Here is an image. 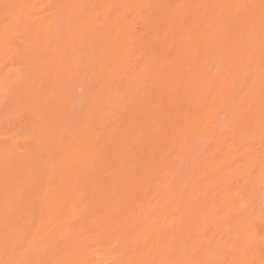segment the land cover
Instances as JSON below:
<instances>
[{"label":"bare ground","instance_id":"bare-ground-1","mask_svg":"<svg viewBox=\"0 0 264 264\" xmlns=\"http://www.w3.org/2000/svg\"><path fill=\"white\" fill-rule=\"evenodd\" d=\"M16 1L18 3V6H17V8H15L14 10L11 11V15H9V22L6 23L7 25L4 24L3 27L0 28V79H1L0 80V116H2V117H0V120H2L1 118H5L8 116V114L3 113V110L6 106V104L8 103V101L10 100V98L6 99V100H2L3 96H4L3 95L4 91H8V95H10L12 93L14 87L17 84H19L18 81H15L10 85H6V83L9 81V79H8V75L7 76L3 75L5 73V71L3 69L5 66V63L9 60H12V59H21V58L23 59L24 55L26 56L25 58L27 59L29 57L28 54L30 53L32 55L33 51H34L33 53H36V52L38 53L41 50L39 55L44 54L45 52L44 53L42 52V48L45 45V43H48L50 41L52 36L53 37L54 36L55 37L61 36L60 34H61L62 30H64V33H69V31L71 29V27H70L71 18L68 19V16H67V12H68L67 6L69 5V2L67 4L58 5L56 8L52 9L51 5L53 2L51 0H16ZM114 1H116V0H108V1L96 0V6L94 8L87 6L88 0H85L81 5L83 10L78 15L77 19L80 21L85 19V21H87L86 22L87 26L90 25V23H92V21H94V22L97 21V23H98L97 28H98L99 35L97 36L96 34L93 33L94 35H96V38L97 37L98 38L96 39L92 35V38L96 39V41L94 40L96 43H97V41L98 42L102 41L106 35L105 32L108 31L105 29V27H107L106 23L108 22L107 21L108 16L110 15L109 10L112 6L111 2H114ZM118 1L121 2L122 0H118ZM140 1L141 0H132V1L127 2V3H125V1L121 2V14L115 18V20L113 21L112 26H111L112 28L109 29V32H111V33L113 32L115 35H114L113 39H111V41L105 40L106 42L108 41V43L104 44L105 48H103V51L100 53L101 55L97 56L95 59L96 64L99 68L97 67L98 68V70H97L98 74H96L97 76L93 80L94 84H91V85H93L92 87H91V85H89L90 87H85V88L83 87V89L89 90L87 92H86V90H83V91L88 96L87 101L90 102L89 107H91V108L90 109L88 108L89 111H86L87 115L85 114L86 116H84V118H83V119H85V120H83L84 121L82 123L83 125L81 124V127H79L80 129H78L79 131H77L75 134H73L74 136H72V138L70 139L69 144H67V145L65 143L63 144L64 135L69 134L66 132V129L68 128V126H66L62 120H60L58 122V124L55 126L57 131L53 132V134L56 133L55 134L56 137H54L55 138L54 139L55 140L54 150H55V148L57 150V148L59 146H63V145H66V146L60 148L62 151L60 153L61 155H58L60 157L57 160H55L56 158L50 159L49 157L53 156V155L48 154V155H50L48 157L50 160L46 158L47 160H49V161L46 160L47 165H50V167L47 168L48 170L40 167L42 164L39 166V164H40L38 162L39 160L36 161L37 157L40 155L37 152V151H39L38 148L39 147L43 148V146H45L43 144V142L34 141L35 138L32 140L30 136L9 137L7 140L9 142L13 143L14 146H16L18 144L22 145L21 147H18L16 149V152L14 151L12 153H11L10 149H8L6 146H4V144L2 145L0 143L1 144V146H0V164L1 163L3 164V162H4V166L1 164L3 166V173H7V175H9L11 173L13 175L14 173H16V174H14V176H17L20 173H23L24 171L26 172L28 165H29V167L32 168L34 172L37 171V173H40V175H42L41 173H44V174L48 173V177H50V178H46L47 180L41 179L40 175L38 174L39 177H37L38 179L35 181V183L36 182L38 183V181L40 180V182H42V183L39 182L40 186L42 184H45L43 196L41 197L39 195L35 201H33V199H34L33 195H31L32 197H29L30 194L27 196L28 199L26 198L27 199L26 201H27V204L29 203L28 206H30L29 208H30L31 212L27 216H25V222L21 223V225H20V222H22L23 217H20V218H22L21 220H19V219L17 220L18 216H14V217L12 216L13 219H12V217H11V219L15 222L13 223V221L11 220L12 224H11V226H9L8 225V223H10L9 217L11 215L9 216V214H6V213L3 214L4 210L1 209V213H0V264H3L5 261V257L11 253L8 250L9 248L7 246V243L3 244V238L6 236H9V237L12 236L11 238L14 237L15 242L17 241L18 243L20 242L22 244V245L19 244L20 246H18L17 250H12L13 255L8 260L9 264H21V262H25V264H50V263L51 264H156L157 261L163 262L164 260H166L168 258V257H166V254L168 252L173 250L176 253L177 252L176 250L179 246L178 241L176 239H173V242H172L171 246L168 247V249L164 248L162 245L161 235L164 231H166V229L169 228V225H168L169 220H172V225H171L173 227V228H171L172 231L174 230L176 235L180 239L181 238L190 239V238L194 237L195 236L194 235L195 230L199 226V221L201 222V220H203V222H204L207 220L205 211L199 212L198 211L199 209H196L197 214H194L192 211L193 206L194 207L199 206V205H196V203L194 201V196L200 190L201 187L206 189V190L212 189L215 192H217V195L220 194L219 191H224L223 192L224 195L222 198H220L219 200H217V199L211 200V203H209V204H212L213 209H215V208L216 209H225L226 208L225 213L228 215L232 212V210H233L232 207L234 205V202H233L234 198H237L238 196L235 194V192L229 190L230 187H229L227 181L224 180V177H225L224 172H225L226 166H229V167L232 166V161H234V159L236 158L237 152H238V149L236 150L234 147L235 145L233 143V135H234V132H236L235 131L236 128H239V126H236L234 128L232 127L231 129H222V127L219 125V123L217 121V115L216 114H215V116L212 115L211 121L208 124H206V126L204 125L205 128L203 130H200L201 129L200 124H202L201 122H202V119L204 117L203 115L206 114V112H207L206 108L208 106L209 107L211 106L209 108V110H218V111L221 108H223L224 106H226V101H227L226 91H227V87H228L227 81L230 80L231 76H229V75L232 74V67H230L229 65L235 63L236 59H238L237 57H239L240 50L239 51H237V50L240 49V47L243 45V42H244L242 40L243 37L241 39L239 38L240 40L237 42V45L234 47L236 49V51L234 49V51H235L234 52L232 49L230 55L225 59L226 64H224L222 66L220 73L216 76H213L211 78L209 77L207 79V83H206L207 85L205 88L203 87L204 89L202 90V93L200 94L201 99H199L195 102H194L195 99L193 100L195 106L190 108L189 114L191 113L190 114L191 116H190V119L188 121L189 123H187L188 125L186 127V130L184 132L185 143H183L182 146L177 147L176 150L175 149L172 150V148L169 147V151L168 152L166 151L167 153H166L165 157L170 156L173 153L172 151H174V150H175V153L177 156H182L183 151L185 150V148L188 147V145H189V147H192V146L196 145L197 141H200L203 139H205L206 141L208 140L207 141L208 143L211 141L209 143V145L207 143V146H204V148L202 150H200L201 153H199V156L196 159L197 161H196V163H194L195 165H194L192 172H191V173H194L193 175L195 177L193 184L187 188L184 187V189L183 188L180 189L179 186L177 185V183L175 185V182H176L175 173H177V172L172 171V170H174L173 166H172V169L168 166L165 167L166 163H168L167 161L169 160V158L167 160V159H165V157L164 158L162 157L159 160V162H157L158 166H156L155 163H156L158 151H157V145H154V148L150 152L147 153L145 159L138 161L140 164L137 165V167L141 168L140 174L138 176L136 174H134V171H133L134 169L132 170L130 168L132 171L130 169L129 170L124 169L125 170L124 176H126L128 174L129 178H128V176L123 177V178H127V180H123V178H121V176H122L121 175L120 178L117 177L116 180H114V181L112 180V182H110V183H107V182L103 183L102 186L100 188H98V190L95 191L96 195L93 194L92 195L93 198L94 197H96V198L101 197V198H99V202H98L99 205L97 207L99 208V206H101V205H104V207H105V205H106V207H109V208L106 209V208L100 207L101 209L105 210V212H103V210L100 209L104 214L102 216L100 215L101 217L98 216L99 218L97 220H95L93 222L91 221V223H94L93 224L94 228L92 230L91 229L88 230V228L86 229L88 220H90L91 217L94 218L95 214L90 217L89 205H88V203L85 202V199H86L85 198L86 197L85 191L86 190L83 187L78 188L79 182L81 180L75 179L77 177L75 175H76V173H79L78 171H80L82 169V168L79 169V167L83 166L84 164H87V166H89L88 168L91 169L92 167H91L90 161L92 159L93 160L96 159V158H94L93 147L96 143L97 138H96V135L93 133V127L94 126H91V124H92L91 120L93 121V118H91V115L98 114L99 117H97V118H99V120H100V118H103L106 116H107V118H109L108 115H106L108 113L107 111L105 114V109H107L106 106L103 107L104 105H109L111 110H112L111 111L109 109L110 110L109 115L111 116L110 118H113L112 114L116 115V113H114L116 110L120 111L119 109L124 108V106H122L124 104V103H122V101H123V99H125V95H128L127 93H129L131 96V93H133V92L135 94L136 89L139 88V86H142V84L141 85L139 84V82H141L140 80L142 79L140 77L143 74L142 72L147 68L148 65H146V67L144 66L145 67L144 70L140 71L139 73L133 72L132 75L127 76V74L129 73L128 69H130V68H128L129 66H127L128 60L130 58L129 55L127 56V53H131L132 51H130V50L132 48L135 49L134 46L136 45L139 37H141L140 38V40H141L142 38H144L146 36H150L152 32L159 33V31H161V30H163L162 31L163 33L162 32H160V33L164 34L165 38L170 37L171 28L173 25V24H171L172 23L171 21L175 17H178V18L186 21V18L189 15L188 10L186 9L188 4L185 3V0H145V3H140ZM179 1H180V3H179ZM233 1L239 2L240 5H247L246 8L240 9L241 10L239 12L240 14H238L236 16L239 19H242L244 16H245V20H248V19L255 20L257 18H262V11H264V10H262V7H261L262 0H208V4L205 3L206 5H204V6H202V5L201 6L199 5L200 7L195 6L192 9V11H190V12H192V16H196L195 18H197V15L199 13H202L204 15V14L211 12L212 15H211V17L208 18L207 22L205 21V24L203 27L199 26L201 29H199V30L196 29L197 31L200 32L199 36H195V34H197V32L194 34V30H191V32H190L189 28H191V27H189L188 29L186 27V29L184 30L185 31V33H184L185 39L184 40L188 42V48H186V50L183 48L185 51V56L183 55L184 51L182 52L183 54L181 53V51H180V53L183 55V57H185V59H184L185 66H187V69H189L190 71H192L191 70V64L192 63L190 61L191 57H190L188 52L189 51L192 52L194 58H195V56H200L201 54H203L205 52L203 50H205L208 46H210L209 44H211V42H212L211 38L213 37V35H215L214 34V32L216 31L215 27H217V25L214 27L215 22H216L215 17L221 18L222 17V10L224 9V7H226V5H228V3L233 2ZM201 2H203V1H201ZM3 4H4V2H3ZM209 4H212V5L209 6ZM5 5H7V4L5 3ZM162 8H164V9H162ZM93 10H95V12L92 13V15H90L88 18H86L88 16L87 15L88 12H92ZM5 12H6V10H5ZM165 12H167L168 16H169V17H167V20H164V17L167 14V13L165 14ZM145 13H147L148 16ZM241 13L244 14L243 17L240 16ZM24 14L30 15L29 18L28 17L23 18ZM216 14H219V15H216ZM131 16H133V17H131ZM159 16H161V22L159 23V25H158V23H157V25H154L155 21H157V18ZM231 20H233V19H231ZM164 21H166V22H164ZM237 21H239V20H237ZM162 22H164V23H162ZM138 23L139 24L142 23V26L140 28V31L137 32L136 31L137 30L136 25ZM152 23H154V24L151 25ZM186 23L187 22H185L184 24L186 25ZM229 23H231V22H229ZM182 25H183V22L181 21L180 24L178 25L179 28L176 27V29H178L179 31L180 30L183 31ZM189 25H191V24H189ZM21 26L23 27V29H20ZM27 26H32V27H30V30L32 33H30L29 31L26 30ZM151 26H152V28H151ZM155 26L157 29L155 28ZM237 28H239V27H237ZM82 30L83 29L79 28V32ZM239 31H240V29H239ZM33 32L36 34L34 37L35 39L32 36ZM83 32H84V30H83ZM219 34H220V32H219ZM87 36H88V34H87ZM87 36L84 35V33L80 34V36H79L80 41L77 44L78 50L82 49L83 45L85 44V40H86V42L88 41ZM159 36H160V34H159ZM238 36L241 37V33ZM89 38H91V37H89ZM42 40H44L45 42ZM90 42H92V40H90ZM95 42H93V43H95ZM253 46H254V47H252L253 49H251L252 51L247 56L248 60H249V61H247V66L250 64V60L255 58V56H257V54H258V48H259L258 45L255 44ZM143 47H145V46H143ZM146 48H147V46H146ZM170 48H171V46H170ZM214 48H215V46H214ZM85 49H86V47H85ZM179 50H181V49H179ZM149 52H151V51H149ZM132 54H134V53H132ZM205 54H207V53H205ZM30 57L32 58V56H30ZM146 57H147V55H146ZM183 57L181 59H183ZM206 57H208V56L206 55ZM39 58H41V57H39ZM147 58H150V57H147ZM194 58H193V60H194ZM34 59H36V58H34ZM36 60L41 62L38 59H36ZM174 61H176V60L174 59ZM197 61L198 60H196V62ZM48 63H49V60H48ZM81 64H82V62H81ZM93 64H94V62H93ZM93 64H92V66H93ZM96 64H95V66H96ZM45 65H46V63H45ZM51 66L53 67L54 65H51ZM151 66H153V65H151ZM183 66H184V64H183ZM77 67H79V66H77ZM148 67H150V65ZM177 67H178V65H177ZM180 67H182V66H180ZM180 67H178V68H180ZM109 68H111V69H109ZM183 69L180 70V72H182V75H183L184 71L187 70V69H185L183 71ZM133 70H134V68H133ZM121 71H124L125 75L128 77L129 89H128V92H125V95H124L123 91L118 92L117 88L119 87V84H118L117 88H116L117 85L115 84V79L121 73ZM69 72H71V71H69ZM77 72H81V70L76 71L75 73H72V75L67 79V81L72 82L74 77H76ZM124 73H123V75H124ZM186 73H189V72L186 71ZM179 74H181V73H179ZM182 75L181 76L178 75V77L184 78ZM252 75H253L252 73L250 74L248 72V73L244 74L243 76L240 75L241 78L240 77L239 78L242 81L241 83H243L244 87L248 83L252 82L251 92H255L259 87L261 88L260 85H261V82L264 80V78H262L263 77V75H262V77L260 79L258 77L255 80H253ZM191 76H193V74H191ZM178 77H176V78H178ZM125 78H123V79L125 80ZM181 78L179 79L180 82L182 81ZM117 79L119 81V78H117ZM75 81H77V80L75 79ZM183 82H185V81H183ZM202 82H203V80H202ZM186 83H184V85H185L184 88L187 87ZM191 84H193V83H191ZM194 84H196V83H194ZM64 85L66 86V84H64ZM69 85L71 86V84H69ZM96 85L97 86L99 85L100 87L99 86L98 87L100 89H98L97 91L95 90L96 91L95 92L94 89H95ZM180 85H182V84H179L178 86H180ZM187 85H188V83H187ZM161 86H162V84H161ZM178 86H176L175 90L178 88ZM61 87H62V85H61ZM262 87H263V85H262ZM242 89H243V87H242ZM142 90H144V89H142ZM32 91H33V89H32ZM262 91H263V89L261 90V92ZM61 92H62V90H61ZM29 93L31 94V92H29ZM136 93H138V92H136ZM262 93H263V97H264V92H262ZM262 93H259V94L262 95ZM186 95L188 96V93ZM28 96H29V94H28ZM263 97H261V98H263ZM151 98H153V97H151ZM30 100H32V99H30ZM177 100L179 102L180 98L179 99L177 98ZM27 101L29 102V100H27ZM259 101H261V100H259ZM262 101L264 102V100H262ZM127 103H128V101H126L125 104L127 105ZM165 104L162 107V109L165 107ZM169 104H171L170 101H169V103L167 102V104H166V106H168L167 108H169ZM26 107L27 106H25V108L23 107L22 109H25V111H26V109H27ZM181 108H182V106H181ZM22 109H19V110H22ZM28 109H30V105H29ZM261 109H262V107H261ZM179 110L181 111V109H179ZM25 111L23 110V112H25ZM31 111H33V110H31ZM118 111H116V112L118 113ZM260 111L263 112V110H260ZM23 112L21 111V113H23ZM16 113H17V111H16ZM18 113H20V112H18ZM26 113H28V110ZM33 114L34 113H32V116H33ZM162 115H165V114H162ZM37 116H39V115H37ZM47 116L48 117L46 119L50 118L49 117L50 114ZM56 117H58V116H56ZM56 117H55V119H56ZM116 117L117 116H115L114 120L117 119ZM118 117H119V115H118ZM31 118L32 117H30V119ZM33 118H35V117H33ZM94 118H96V117H94ZM156 118H157V116H156ZM162 119L160 118V121ZM31 121H33V120H31ZM48 121L50 122V124L51 123L53 124V122H54L53 119H48ZM48 121L46 120V122L48 124H46L45 126L49 125ZM56 121L57 120H55V122ZM107 121H108V119H107ZM234 121H235V119H234ZM102 122H106V118H105V120L101 121V123H100L101 125H103ZM112 122H113V120H112ZM155 122H156L155 124H153L154 122L152 123V121L150 122L151 124H153V127H155V129H154L155 136H159V137L162 136L163 137L164 133L162 131V128H163V125H161L162 122H159L157 120ZM250 123L252 124L251 121H250ZM245 124H247V122H245ZM262 124L263 125H262L261 131L259 133L261 139H260V144L258 146L259 148L262 149V154L257 156V154H256L257 152H254L255 150H253L251 147L246 151V153L252 154L256 158H260V163L257 166V170H258V174H259L257 177V182H256V188L258 187V190L256 189L257 192L259 191L260 188L264 189V187H262V175H264V173H262V164H264V123H262ZM148 127H150V126L148 125ZM247 127L249 130V125H247ZM254 127H256V126H254ZM259 127H260V123H259ZM46 128H48V127H46ZM53 129H54V127H53ZM53 129L51 128L52 131H53ZM239 129H241V128H239ZM209 130H211L210 131L211 134L208 133ZM49 131H50V128H49ZM98 131H100V130H98ZM111 131H113V130H111ZM47 132H48V129H47ZM207 133H208V135H207ZM146 134H148V133H146ZM246 134H247V132H246ZM246 134H245V136H247ZM42 135H43V133H42ZM42 135H41V133L39 134V136H41V137H42ZM69 135H71V133ZM209 135H211V136H209ZM50 136H51V134H50ZM207 136H209V137L207 138ZM41 137H38V139ZM162 137H160V138H162ZM176 137H178V136H176ZM110 138H111V136H110ZM139 138L141 139L142 136H140ZM163 138H165V137H163ZM0 139H3V138H0ZM16 139H17V141H16ZM106 139L107 138H105V140ZM54 140L52 142H54ZM176 140L177 139H175V141ZM46 142H47V140H46ZM41 143L43 146H41ZM173 143H175V142H173ZM178 143H179V141H178ZM227 144H229V145H227ZM243 146L244 145H242V147ZM20 149H22V151H20ZM95 152L96 151H94V153ZM37 153L39 155H37V157H36L35 154H37ZM50 153H52V152H50ZM44 154H46V153L44 152ZM95 155H97V154H95ZM120 155H121V150L116 147L113 151L112 162L109 163V167H110L109 171H111L110 172L111 174H115L116 168L117 169L119 168L118 167L119 164H118L117 160H119ZM171 157H172V155H171ZM21 158H22V161H21ZM19 159H20L21 163L26 162L25 165L22 164L24 166H20V164L18 162ZM41 162H42V160H41ZM43 162L46 163L45 161H43ZM115 162H116V165H115ZM141 162H142V164H141ZM225 162H228L227 163L228 165ZM26 164H28V165H26ZM110 164H112V165L110 166ZM249 165H250V161H248L246 168H248ZM85 166L86 165H84L83 167L86 168L87 166L86 167ZM105 166H106V164H105ZM155 166L158 168V170H156L157 173H167L165 175V177L163 178V180L161 179L163 181L162 183L164 184L161 188L153 185L154 183H152L153 180H151V178H152L151 175H150L151 178L149 179L148 174L154 173V169H155L154 167ZM169 166H170V164H169ZM24 167H26V169L24 171H22L24 169ZM0 169H2V168H0ZM32 169H30V170H32ZM101 169H103V168H101ZM240 169H242V168L240 167ZM240 169H237V171H235L233 173H238V171ZM245 170H247V169H245ZM245 170H243V171H245ZM82 173H83V171H82ZM147 175H148V177H147ZM216 175H218V177L220 179H219L218 183L216 185H214L213 183H211L210 178L213 176L216 177ZM45 176H47V175H45ZM53 178H56V180H58V182H59L56 186H52L50 184L51 180ZM27 180H28V178H27ZM35 183H34L33 187H35V185L37 187V183L36 184ZM14 184H16V183H14ZM3 185L1 184L0 190L4 189L6 191L7 189L3 188L4 187ZM80 185L82 186V184H80ZM6 188H7V185H6ZM8 188H9V186H8ZM178 188L180 190H177ZM118 189H120V190H118ZM7 191H9V189ZM257 192H256L255 196L257 195ZM102 196H104V199H102ZM257 198L258 197L254 198V199H257ZM5 199H8V198L5 197ZM5 199H4V201H5ZM102 200H104V202ZM206 205L203 206V208L206 207ZM199 208H200V206H199ZM17 212L18 211H16V215H18ZM25 213H27V212H25ZM262 216L264 217V215H262ZM262 216H261V214L259 215V217H262ZM225 224L226 223H224V225H222V223H219L218 225L220 227L223 226V228H224L227 226ZM238 225H240V224L238 223ZM12 227H15V228H12ZM230 232H232V231H230ZM238 235L240 238H238V236H237V239L242 241L243 247H241V248H244V250H241L239 248V246L235 243L234 250L229 252L230 253L229 257L231 258V261L228 264H264V257L259 252H256V255L250 256L251 254L248 255V251H247V250L252 249L255 242L258 240V232L255 228L254 223L250 222L248 225H245L244 228H242V230H240V233ZM8 239L6 237L4 239V242H5V240L7 241ZM184 241L186 243H188L190 240L189 241L184 240ZM262 241L264 242V238L262 239ZM62 244L64 245V247L61 249ZM195 246L197 247V251H199V248L202 246V243L196 242ZM206 256H208L207 253H206ZM193 259H194V257L191 259L192 260L191 262L185 261L184 264H193L194 263ZM181 262H182V258H179L178 263H181Z\"/></svg>","mask_w":264,"mask_h":264},{"label":"rangeland","instance_id":"rangeland-1","mask_svg":"<svg viewBox=\"0 0 264 264\" xmlns=\"http://www.w3.org/2000/svg\"><path fill=\"white\" fill-rule=\"evenodd\" d=\"M15 1L16 0H5V1L0 0V28L3 27L4 24L9 22V15H11V11L14 10L15 8H17V7H15V8H9V9L7 8L6 9L4 6L5 3L7 5L18 6L17 1L16 2ZM51 1L53 2L51 5L52 9L56 8L58 5L67 4L69 2V5L67 6V11H68L67 16H68V19L71 18V20H70L71 29H70L69 33H64V30H62V32L60 34L61 36H58V37L52 36L50 41L48 43H45V45L42 48V52L43 53L45 52L44 54L39 55L41 50L38 53L37 52L33 53L34 52L33 51L32 55L30 53H29L30 55L28 54L29 57L27 56L28 57L27 59L25 58L26 56L23 54L24 55L23 59L22 58L21 59H12V60H9L5 63V66L3 68L5 73L3 75H5V76L8 75V79H9V81L6 83V85H10L15 81H18L20 85L17 84L14 87V89L10 95H8V91H4V93H3L4 96H3L2 100H6V99L10 98V100L8 101V103L6 104V106L3 110V113L8 114V116L5 118H1L2 120H0V136H1L0 138H3V139H0V141H1L0 143L2 145L4 144V146H6L8 149H10L11 153L14 151L16 152V149L18 147H21L22 145L18 144L16 146H14L13 143H11L7 140L9 137L30 136L32 140L35 138L34 141L43 142V144L45 146H43L41 143V146H43V148L39 147L38 148L39 151H37L40 155L38 153L35 154L36 157H37V155H39L37 157L36 161L39 160L38 161L40 163L39 166L42 164L40 167H42L43 169L44 168L47 169L50 167V165H47V161H49L50 159H54V158H56L55 160H57L60 157V156H58V155H61L60 153L62 150L60 148L69 144L70 139L72 138V136H74L73 134H75L77 131H79L78 130V129H80L79 127H81V124L84 122L83 120H85V119H83V118H84V116L87 115L86 111H89V109L91 107H89L90 102L87 101L88 96L83 91L86 89H83V87L84 88L90 87L89 85L94 84L93 80L96 78V76H97L96 74H98L97 70L99 68L96 64L95 59L97 56L101 55L100 53L103 51V48H105L104 44L105 43L107 44L108 41H111V39H113V37L115 35L113 32L112 33L109 32V29L112 28L111 26H112V23L115 20V18L121 14V2L125 1V3H127V2H130L132 0H122L121 2L116 0L114 2H111L112 6L109 10L110 15L108 16V20H107L108 22L106 21L107 27H105V29L108 31L105 32L106 35L103 38V40L99 41V42L97 41V43L95 42L96 39L98 38V37L96 38V35L97 36L99 35L98 28H97L98 27L97 21L96 20H95L96 22L92 21V23H90V25L87 26V23H86L87 21H85V19H83L81 21L77 19L78 15L83 10L81 5L85 0H51ZM106 1H108V0H106ZM201 1H203V2H201ZM3 2H4V4H3ZM140 3H145V0H141ZM179 3H180V1H179ZM185 3L188 4L186 9L188 10L189 15L187 16L186 21L183 19H180L178 17H175L171 21L172 22L171 24H173V25L171 28L170 37L165 38L164 34H162L163 30L159 31V33L152 32L150 36H146V37L142 38L141 40H140L141 37H139V39L137 38L139 42L137 41L138 44L136 43V45L134 46L135 49L132 48L133 50L132 49L130 50L132 52L127 53V56L129 55V57H130L128 60V63H127L128 64L127 66H129L128 68H130V69H128L129 73L127 74V76L132 75L133 72L139 73L140 71L144 70L146 65H148V66L150 65V67L147 66V68L142 72L143 74L140 77L142 79L140 80L141 82H139V84L140 85L142 84V86H139V88L136 89L135 94H134V92L131 93V96L129 93H127L129 96L125 95V92H128L129 84H128V77L125 75L124 71H121V73L119 74L120 76L118 75L119 77L117 76V78H119V81L117 78H116L117 80L115 79V84L117 85V86L115 85L116 88L118 87V84H119V87L117 88L118 92L123 91V93L125 95V99H123L124 102L122 101V103H124L122 106H124L125 109L124 108L119 109L120 111L116 110V111H118V113L116 111L114 112V113H116V115L115 114L114 115L117 116L116 117L117 119L114 120L115 116L113 114H112L113 118H110L111 116L109 115V113H110L111 108L109 105L103 106V107L106 106L107 109H105V114L107 111L108 113L106 115H108V117H109V118H107V116L105 115L106 117L100 118L101 121L105 120V118H106V122H102L103 125L100 124L101 121L99 120V118H97V117H99L98 114L91 115V118H93V121L91 120V123L93 125L91 124V126H94L93 127V133L96 135V138H97L96 143L93 147V154H94V158H96V159H94V160L92 159L90 161L91 167H92L91 169L88 168L89 166H87V164H84L87 167L85 166L86 168H84L83 167L84 165L80 166L79 169H81V168L82 169L80 171H78L79 173H76V175H75L77 177L79 176L78 178L76 177L75 179L81 180L80 181L81 183L79 182L78 188L83 187L86 190L85 191V194H86L85 202L88 203V205H89L90 217L95 214L94 218L91 217V219L88 220L86 229L88 228V230H90V229L92 230L94 228V226H93L94 223H91V221L93 222V221L97 220L99 217H101L104 214L103 212H105V210L101 209L102 207L106 208V209L109 208V207H106V205H105V207H104V205H101L98 208L97 206L99 205V203H98L99 198H101V197H97V198L94 197L93 198V196H92L93 194H95V191L98 190V188H100L102 186L103 183H106V182L110 183V182H112V180L113 181L116 180L117 177L120 178L121 175H122L121 178L127 177L128 174L126 176H124V171L129 170L130 168L132 170L134 169L133 170L134 174H136L138 176L140 174V169H141L140 167H137V165L140 164L138 161L144 160L147 153L150 152L154 148V145H157V151L158 152H157V159H156L155 164H156V166H158L157 162H159V160L162 157L163 158L165 157L166 153L169 151V147L172 148V150L173 149L176 150L177 147H180V146H182L183 143H185L184 132L186 130V127L188 125L187 123H189L188 121H189L190 116H191L190 115L191 113L189 114L190 108L195 106V104H194L195 101L201 99L200 94L202 93V90L207 85L206 84L207 79L209 77L211 78L213 76H216L220 73L222 66L224 64H226L225 59L230 55L232 49L234 51V49H235L234 47L237 45V42L243 37L242 38V40L244 41L243 45L240 47V49L237 50V51L240 50L239 57H237L238 59H236L235 63L229 65L230 67H232V74L229 75V76H231V78H230V80L227 81L228 87H227V91H226V99H227L226 106L221 108L219 111L218 110H209V108L211 106L210 107L208 106L206 108V111H207L206 114L203 115L204 117H203L202 122H201L202 124H200L201 129L199 128L200 130H203L205 128L206 124H208L211 121L212 115L215 116V114L217 115V121H218L219 125L222 127V129H231L232 127L234 128L236 126H239V128H241V129L236 128V130H235L236 132H234V135H233V143L235 145L234 147L236 150L238 149L236 158L234 159V161H232L231 167L226 166L225 172H224V176H225L224 180L227 181V183L230 187L229 190L235 192V194L238 197L234 198V201H233L234 205L232 207L233 210L228 215L225 213L226 208L225 209H216V208L213 209L212 204H209V203H211V200H214V199L219 200L220 198H222L224 195L223 194L224 191H219L220 194L217 195V192H215L214 190H212V189L206 190V189L201 187L200 190L194 196V201H195L196 205L200 206V208H199V206H195V207L193 206L192 211L194 214H197L196 209H199L198 210L199 212L205 211L207 220L204 222H203V220H201V222L199 221V226L195 230V234H194L195 236L190 238V239H185V238L180 239L176 235L175 231L174 230L172 231V229H171V228H173L171 226L172 220H169V222H168L169 228L166 229V231H164L161 235L162 245L164 248L168 249V247L171 246L173 239H176L178 241L179 246L176 250L177 251L176 253L173 250L168 252L166 254V257H168V258L166 260H164L163 262L157 261L156 264H184L185 261L191 262L192 261L191 259L193 257H194L193 260H194L195 264H228L231 261V258L229 257V254H230L229 252L234 250L235 243L239 246V248L241 250H244V248H241V247H243V243L241 240L237 239V236H238V238H240L238 235L240 233V230H242V228H244V226L248 225L250 222H253L255 225V228L258 232V240L255 242L252 249L247 250L248 255H250V254H251L250 256L256 255V252H259L264 257V242L262 241V239L264 238V217L262 216V215H264V189L260 188L259 191L257 192L258 187L256 188L257 177L259 175L258 170H257V166L260 163V158H256L252 154L246 153V151L251 147L253 150H255L254 152H257L256 153L257 156L262 154V149L259 148L258 146L260 144V139H261L259 133H260L261 127L263 125L262 123H264V109H263L264 108V102L262 101V100H264L263 93H262V92H264V80L262 81L263 83L261 82V85H260L261 88L259 87L255 92H251L252 82L248 83L244 87L243 83H241L242 81L240 80L241 76H243L244 74H246L248 72L250 74L251 73L253 74L252 75L253 80H255L258 77L260 79L262 77V75H263L262 78H264V60H263L264 59V52H263L264 51V23H262V18H257L255 20H251V19L245 20V16L242 13L240 16L241 17L244 16V17L242 19H239L236 16L238 14H240L239 12L241 10H240V8L234 7L235 5H240L239 2L233 1V2L228 3V5H226V7H224V9L222 10V17L221 18L215 17L216 22H215L214 27L216 25H217V27H215V30H216L214 32L215 35H213V37L211 38L212 42H211V44H209L210 46H208L205 50H203V51H205L203 54H201L200 56H195V58L193 57L192 52H190V51L188 52L190 57H191L190 61L192 63L191 64L189 62L191 64V70H192V71H190L189 69H187V66H185V63H184L185 57H183V55L185 56L184 49L186 50V48H188V42L184 40L185 39V34H184L185 31L184 30L186 29V27H187V29L189 27H191V28H189L190 32H191V30H194V34L197 32V34H195V36H199L200 32L197 30L201 29L200 27L204 26L205 21L207 22L208 18L211 17L212 13L211 12L207 13L208 15L207 14L203 15L202 13H199L200 15L198 14L197 18H195L196 16H192V12H190V11H192V9L195 6L200 7L201 5L204 6V5L208 4V0H198V1L197 0H185ZM211 5L212 4H209V6H211ZM87 6L94 8L96 6V0H88ZM162 9H164V8H162ZM5 10H6V12H5ZM95 10H93L92 12H88V14H87L88 16L86 18H88L90 15H92V13H94ZM166 13L167 12H165V14ZM145 14L147 15V13H145ZM166 15L164 17V20H167V17H169L168 13ZM216 15H219V14H216ZM29 16L30 15L24 14L23 18H27V17L29 18ZM131 17H133V16H131ZM231 19H233V20H231ZM237 20H239V21H237ZM181 21L183 22V25H182L183 31L182 30L179 31L178 29H176V27L179 28L178 25L180 24ZM160 22H161V16H159L157 18V21H155V24L152 23L151 25H153V24L157 25V23L159 25ZM164 22H166V21H164ZM164 22H162V23H164ZM185 22H187L186 25L184 24ZM229 22H231V23H229ZM187 24L188 25L191 24V25L188 26ZM141 26H142V23H140V24L138 23L136 25V29H137L136 31L137 32L140 31ZM27 27H26V30L29 31L30 33H32L30 30V27H32V26H27ZM237 27H239V28H237ZM79 28L83 29L84 32H83V30L79 32ZM151 28H152V26H151ZM155 28H156V26H155ZM20 29H23V27L21 26ZM239 29H240V31H239ZM160 32H162V33H160ZM219 32H220V34H219ZM82 33H84V35H86V36L88 34V36H87L88 37V41H87L88 43L85 40V44L83 45L82 49L78 50L77 44L80 41L79 36ZM93 33L96 35H94ZM240 33H241V37L238 36V35H240ZM159 34H160V36H159ZM35 35L36 34L33 32V35H32L33 38L35 37ZM92 35L96 39L92 38ZM89 37H91V38H89ZM44 40H42V41H44ZM90 40H92V42H90ZM105 40H108V41L106 42ZM93 42H95V43H93ZM146 42L147 43L149 42V43L147 44ZM255 44H257L259 47L258 48V54H257V56H255V58L250 60V64L247 66V61H249L247 56L252 51L251 49H253L252 47H254L253 45H255ZM143 46H145V47H143ZM146 46H147V48H146ZM170 46L172 49L170 48ZM214 46H215V48H214ZM85 47H86V49H85ZM179 49H181V50H179ZM149 51H151V52H149ZM180 51H181V53L184 51V54L182 53L183 54L182 55L180 53ZM235 51H236V49H235ZM132 53H134V54H132ZM205 53H207V54H205ZM146 55H147V57H150V58H147ZM206 55L208 57H206ZM30 56H32V58ZM39 57H41V58H39ZM182 57H183V59H181ZM34 58L40 60L41 62L37 61ZM193 58H194V60H193ZM174 59L176 61H174ZM48 60H49V63H48ZM196 60H198L200 63L198 61H197L198 62L197 63ZM81 62H82V64H81ZM93 62H94V64H93ZM45 63H46V65H45ZM92 64L94 67L92 66ZM95 64H96V66H95ZM183 64H184V66H183ZM51 65H54V66L52 67ZM151 65H153V66H151ZM177 65H178V67H180V66H182V67L178 68ZM77 66H79V67H77ZM133 68H134V70H133ZM181 68L182 69L184 68L183 71L185 69H187L186 71L189 73H186V71H184V73L182 75V72H180V70H182ZM109 69H111V68H109ZM80 70H81V72H77L76 77H74V79L72 81L73 83L67 81V79L72 75V73H75L76 71H80ZM69 71H71V72H69ZM123 73H124V75H123ZM179 73H181V74H179ZM191 74H193V76H191ZM178 75L179 76L182 75L184 78L178 77ZM176 77H178V78H176ZM123 78H125V80ZM180 78L182 80L181 82L179 80ZM75 79L77 81H75ZM202 80H203V82H202ZM183 81H185V82H183ZM186 82L188 83V85ZM184 83H186V86H187V87H185L186 89L184 88V86H185ZM191 83H193V84H191ZM194 83H196V84H194ZM64 84H66V86ZM69 84H71V86ZM161 84H162V86H161ZM179 84H182V85L178 86ZM61 85H62V87H61ZM262 85H263V87H262ZM92 86L93 85H91V87ZM98 86L97 85L95 86L94 91L95 90L97 91L98 89H100L99 88L100 86L99 87ZM176 86H178V88L175 90ZM242 87H243V89H242ZM32 89H33V91H32ZM142 89H144V90H142ZM262 89H263V91L261 92ZM61 90H62V92H61ZM87 91H89V90H86V92ZM29 92H31V94ZM136 92H138V93H136ZM187 93H188V96L186 95ZM259 93H262V95H260ZM28 94H29V96H28ZM151 97H153V98H151ZM261 97H263V98H261ZM177 98L178 99L180 98L179 102H178ZM30 99H32V100H30ZM27 100H29V102ZM193 100H194V102H193ZM259 100H261V101H259ZM126 101H128L127 105L125 104ZM169 101L171 104H169V108H167L168 106H166V104H167V102L169 103ZM164 104H165V107H164L165 109L164 108L162 109ZM29 105H30V109H28ZM25 106H27L26 111H25V109H22L23 107L25 108ZM181 106H182V108H181ZM261 107H262V109H261ZM19 109H22V110H19ZM179 109H181V111ZM23 110L25 112H23ZM27 110H28V113H26ZM31 110H33V111H31ZM260 110H263V112ZM16 111H17V113H16ZM21 111L23 113H21ZM18 112H20V113H18ZM32 113H34L33 116H32ZM49 114H50V116H49L50 118H48V119H53V121H54L53 124L52 123L50 124L48 119H46L48 117L47 115H49ZM162 114H165V115H162ZM37 115H39V116H37ZM118 115H119V117H118ZM56 116H58V117H56ZM93 116L96 118H94ZM156 116H157V118H156ZM0 117H2V116H0ZM30 117H32V118L35 117V118L30 119ZM55 117H56V119H55ZM160 118L161 119L163 118V119L160 121ZM107 119L109 122L107 121ZM234 119H235V121H234ZM31 120H33V121H31ZM46 120L49 122V125H47V126H45L46 124H48L46 122ZM55 120H57V121L55 122ZM60 120H62L65 123V125L68 126V128L66 129V132L69 134L71 133V135L65 134L64 135L65 138L63 137L64 140L63 139L62 140H63V144L65 143L66 145L59 146L58 147L59 149L57 148V150H56V148H55V150H54V146H55V140H54L55 138L54 137H56V135H55L56 133L53 134V132L57 131L55 126L58 124V122ZM112 120H113V122H112ZM156 120L159 122H162L161 123V125H163L162 131L164 133L163 137H165V138H163L162 136H160V137H162L163 139L160 138L159 136H155V131H154L155 127H153V124L156 123L155 122ZM151 121H152V123L153 122L154 123L151 124L150 123ZM250 121L252 122L253 125L250 123ZM245 122H247V124H245ZM259 123H260V127H259ZM148 125L150 127H148ZM247 125H249V130H248ZM254 126H256V127H254ZM46 127H48V128H46ZM53 127H54V129H53ZM49 128H50V131H49ZM51 128L53 129V131L51 130ZM47 129H48V132H47ZM98 130H100V131H98ZM111 130H113V131H111ZM210 131L211 130L208 131L209 134H211ZM246 132H247V134H246ZM40 133H41V135L43 133L42 137L39 136ZM146 133H148V134H146ZM208 133H207V135H208ZM50 134H51V136H50ZM245 134L247 136H245ZM110 136H111V138H110ZM138 136L139 137L142 136V138L140 139ZM176 136H178V137H176ZM209 136H211V135H209ZM209 136H207V138ZM38 137H41L42 139L41 138L38 139ZM105 138H107V139L105 140ZM175 139H177V140L175 141ZM46 140H47V142H46ZM53 140H54V142H52ZM16 141H17V139H16ZM178 141H179V143H178ZM207 141L205 139H203V140L197 141L196 145H194L192 147H189V145H188V147L185 148V150L183 151L182 156H177L175 153V150H174V151H172L173 153L171 154L172 157H171V155L168 157H165V159H167V160L169 158L168 161L166 160L168 163H166L165 167L168 166L172 169V166H173L174 170H172V171L177 172V173H175V175H176L175 185L177 183V185L179 186L180 189H182V188L184 189V187L187 188L193 184L195 177L193 175L194 173H191V172H192V169L195 165L194 163H196V161H197L196 159L199 156V153H201L200 150H202L204 148V146H207V143H208ZM173 142H175V143H173ZM209 143H208V145H209ZM1 144H0V146H1ZM227 145H229V144H227ZM242 145H244V146L242 147ZM114 147L115 148L117 147L118 149L121 150V155L119 157V160H117L118 164H119V166H118L119 168L117 169L115 167L116 173L111 174L110 173L111 171H109V168H110L109 163L112 162V155H113V151L115 149ZM20 151H22V149H20ZM94 151H96V152L94 153ZM44 152L46 154H44ZM50 152H52V153H50ZM48 154H50V155L52 154L53 156H50ZM95 154H97V155H95ZM46 158L49 160H47ZM41 160H42V162H41ZM21 161H22V158H21ZM43 161H45L46 163H44ZM248 161H250V165L248 166V168H246ZM18 162H19L20 166H24L26 163V162L21 163L20 159L18 160ZM225 163L227 164L228 162H225ZM22 164H24V165H22ZM105 164H106V166H105ZM141 164H142V162H141ZM169 164H170V166H169ZM2 165L4 166V162ZM2 165L0 166V168H2V169H0V186H1V184L2 185L4 184L3 185L4 187L3 186L2 187L7 189V190L9 189V191H7V190L5 191L4 189L0 190L1 191L0 192V213H1V209H2V210H4L3 214L6 213V214H9V216L11 215L9 217L10 218V221H9L10 223H8L9 226H11L12 221H13L12 219L14 216H18L17 220L18 219L21 220L22 218H20V217H23L22 222H20V225H21V223L25 222V216H27L31 212V210L29 208L30 206H28L29 203L27 204V201H26L28 199L27 196L30 194L29 197H32L31 195H33V198H34L33 201H35L39 195L42 197L43 192H44V188H45V184H42L40 186L39 184L42 182H40V180H39L38 183L36 182L37 187H36V185H35V187H33V185H34L35 181L38 179L37 177H39L40 173H37V171L34 172L33 169L29 167L28 164H26V165H28L26 172L24 170L26 169L27 166L24 167V169L22 170L25 173L24 172L20 173L17 176H14V174H16V173H14L13 175H12V173L9 175H7V173H3V166ZM111 165L112 164H110V166ZM115 165H116V162H115ZM156 166L154 167L155 169H154V173H152L153 175L151 173H149L148 175H149V179L152 177L151 180H153V182H152V183H154L153 185L161 188L164 185L162 183L163 182L162 180L167 173H157L156 170H158V168ZM240 167L242 169H240ZM101 168H103V169H101ZM30 169H32V170H30ZM237 169H240L238 171V173H233V172L237 171ZM245 169H247V170H245ZM243 170H245V171H243ZM82 171H83V173H82ZM41 174H42V175H40L41 179L50 178V177H48V173H45V174L41 173ZM45 175H47V176H45ZM148 175H147V177H148ZM150 175H151V177H150ZM27 178H28V180H27ZM128 178H129V176H128ZM210 179H211V183L216 185L220 178L218 177V175H216V177L213 176ZM123 180H127V178H123ZM14 183H16V184H14ZM58 183H59L58 180H56V178H53L51 180L50 184L52 186H56ZM80 184H82V186ZM6 185H7V188H6ZM8 186H9V188H8ZM179 188L177 190H180ZM118 190H120V189H118ZM256 192H257V195L255 196ZM5 197H7L8 199H5ZM256 197H258V198L254 199ZM4 199H5V201H4ZM102 199H104V196H102ZM102 201L104 202V200H102ZM205 205H206V207L203 208V206H205ZM100 209L103 210V212ZM16 211H18L17 212L18 215H16ZM25 212H27V213H25ZM260 214L262 217H259ZM11 217H12V219H11ZM14 222L15 221H13V223ZM219 223H222V225H224V223H226L225 225H227V226L224 228H223V226L220 227L218 225ZM238 223L240 225H238ZM12 228H15V227H12ZM230 231H232V232H230ZM6 237H7V239L8 238L9 239L7 241L5 240V242H4V239ZM6 237L3 238V244L7 243V246L9 248L8 250L11 253L9 252L10 254L8 253L9 255H7L5 257V261L3 264H9L8 260L13 255L12 250H17L18 246L22 245L20 242L19 243L17 241L15 242L14 237L13 238H11L12 236H10V237L6 236ZM184 240H188V241L190 240V241L188 243H186ZM196 242L202 243V246L199 248V251H197V247L195 246ZM63 247H64V245L62 244L61 249ZM206 253L208 254V256H206ZM179 258H182L181 263H178Z\"/></svg>","mask_w":264,"mask_h":264},{"label":"snow or ice","instance_id":"snow-or-ice-1","mask_svg":"<svg viewBox=\"0 0 264 264\" xmlns=\"http://www.w3.org/2000/svg\"><path fill=\"white\" fill-rule=\"evenodd\" d=\"M17 6L15 5H5V8H15ZM234 7H237V8H240V9H243V8H246L247 5H235ZM262 10H264V0H262ZM262 23H264V11H262ZM262 173H264V164H262ZM262 187H264V175H262ZM21 264H25V262H21Z\"/></svg>","mask_w":264,"mask_h":264}]
</instances>
